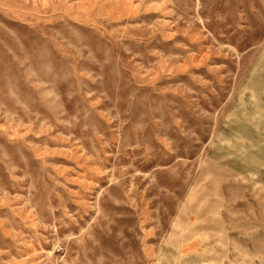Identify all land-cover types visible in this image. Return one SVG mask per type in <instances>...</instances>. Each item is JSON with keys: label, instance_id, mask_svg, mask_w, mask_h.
Returning a JSON list of instances; mask_svg holds the SVG:
<instances>
[{"label": "rangeland", "instance_id": "1", "mask_svg": "<svg viewBox=\"0 0 264 264\" xmlns=\"http://www.w3.org/2000/svg\"><path fill=\"white\" fill-rule=\"evenodd\" d=\"M0 264H264V0H0Z\"/></svg>", "mask_w": 264, "mask_h": 264}]
</instances>
